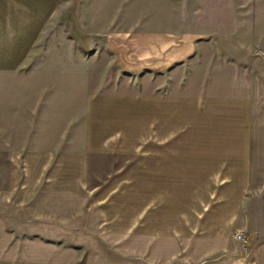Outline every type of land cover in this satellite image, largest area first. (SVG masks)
I'll list each match as a JSON object with an SVG mask.
<instances>
[{"label":"crops","instance_id":"0c3cea01","mask_svg":"<svg viewBox=\"0 0 264 264\" xmlns=\"http://www.w3.org/2000/svg\"><path fill=\"white\" fill-rule=\"evenodd\" d=\"M189 1L93 0L87 8L82 2L73 7L71 0L0 4V42L47 36L45 41L52 35L79 41L89 33L88 13H55L51 22L50 13L46 20L23 11L61 6L97 11L90 15L96 25L91 32L104 37V52L114 66L89 67L99 53L85 59L87 67L80 73L86 91L83 131L75 158L62 156L51 169L48 160V173L30 184L15 181L10 190L90 197V205L82 207V222L69 231L73 234L131 239V249L179 251L182 257L188 250L210 251L195 264H215L219 258H226L225 264H244L233 252L234 235L247 229L250 217L259 223L264 207L261 196L256 213L249 212L251 135L243 122L249 119L250 103L231 101L234 97L224 94L226 83L216 76L207 80L193 68L200 59H209L204 50L214 37L182 31L178 21ZM5 8L12 11L2 13ZM29 16L37 19H23ZM32 34L41 37L24 36ZM90 73L97 75L93 89ZM1 100L2 94L3 114ZM237 121V129L232 128L229 123ZM173 262L184 263L150 256L144 264Z\"/></svg>","mask_w":264,"mask_h":264},{"label":"rangeland","instance_id":"374dc122","mask_svg":"<svg viewBox=\"0 0 264 264\" xmlns=\"http://www.w3.org/2000/svg\"><path fill=\"white\" fill-rule=\"evenodd\" d=\"M9 1L15 2L0 0V4ZM71 1L73 7L82 2L87 8L93 0ZM192 2L195 0H190L189 7L182 10L184 17L178 25L184 33L214 37L211 46L204 50L209 59H200L193 68L207 80L216 76V81L226 83L224 94L234 97L231 101L247 99L250 103L249 119L243 123L251 135V153L247 155L248 205L250 214H254L259 197H264V0H199L195 10L190 9ZM236 4L240 6L235 8ZM84 8L72 11L61 6L55 10L23 11L39 13L41 19L50 13L51 22L55 13H88L89 33L79 41L63 40L62 35H52L44 41L47 36L32 34L24 36L41 40L0 42V94L4 106L3 114L0 106V264H144L150 256L157 261L184 262L172 264H195L210 251L188 250L182 257L179 251L131 249V239L69 232L82 222L86 212L82 207L90 205V197L82 193L10 190L15 181L24 179V183L30 184L48 173V160L51 169L62 156L75 158L83 131L81 103L86 91L80 73L87 67L85 59L99 53L96 61L89 60V67H114L104 52V37L91 32L96 25H92L95 16L90 15L97 11ZM11 11L2 9V13ZM193 14H198V18H192ZM96 76L87 75L91 89ZM238 122L229 124L237 129ZM260 216L259 223L255 217L248 220L250 232L239 231L247 234L244 245L234 239L233 252L244 264H264V207ZM225 259L214 263L225 264Z\"/></svg>","mask_w":264,"mask_h":264},{"label":"built area","instance_id":"2783aa9c","mask_svg":"<svg viewBox=\"0 0 264 264\" xmlns=\"http://www.w3.org/2000/svg\"><path fill=\"white\" fill-rule=\"evenodd\" d=\"M234 239L237 243L244 245V243H246L247 240V234L245 231L238 232L235 234Z\"/></svg>","mask_w":264,"mask_h":264},{"label":"bare ground","instance_id":"6f19581e","mask_svg":"<svg viewBox=\"0 0 264 264\" xmlns=\"http://www.w3.org/2000/svg\"><path fill=\"white\" fill-rule=\"evenodd\" d=\"M245 244V243H244Z\"/></svg>","mask_w":264,"mask_h":264}]
</instances>
